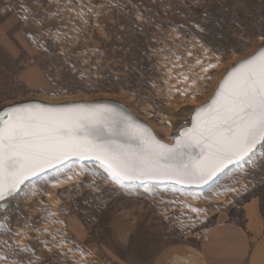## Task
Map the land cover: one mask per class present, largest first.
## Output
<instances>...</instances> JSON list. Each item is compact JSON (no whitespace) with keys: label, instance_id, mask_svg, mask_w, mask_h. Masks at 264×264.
Returning <instances> with one entry per match:
<instances>
[{"label":"rangeland","instance_id":"rangeland-1","mask_svg":"<svg viewBox=\"0 0 264 264\" xmlns=\"http://www.w3.org/2000/svg\"><path fill=\"white\" fill-rule=\"evenodd\" d=\"M34 12L49 18L59 41L48 26L25 22ZM263 46L264 0H0V110L31 100L111 99L174 142L229 68ZM262 162L264 144L204 188L133 182L124 194L102 179L98 161L72 158L25 181L0 208V255L13 259L19 241L40 264H123L116 220L133 215L154 222L158 247L193 241L217 220L244 223L248 215L257 227ZM73 172L85 181L78 188L65 179ZM93 177L98 192L87 186ZM242 186L247 191H227Z\"/></svg>","mask_w":264,"mask_h":264},{"label":"snow or ice","instance_id":"snow-or-ice-1","mask_svg":"<svg viewBox=\"0 0 264 264\" xmlns=\"http://www.w3.org/2000/svg\"><path fill=\"white\" fill-rule=\"evenodd\" d=\"M24 19L41 28L48 26L50 39L60 40L59 30L51 33L49 18L34 12L31 21ZM258 144H264V47L235 62L210 103L195 109L191 127L183 128L171 144L158 139L116 102H18L7 106L0 111V201L11 197L29 177L70 157L94 158L106 173L102 179L113 191L127 194L136 181L205 183L233 161L251 158ZM79 175L73 172L65 179H76L72 187L78 188L85 183ZM87 186L92 192L100 191L95 177ZM241 190L247 191V187L227 189ZM96 207L102 209V203ZM15 234L25 235L22 231ZM131 234V229L127 234L117 230L121 243H128ZM59 245L57 242L52 248ZM30 247L17 241L14 258L0 255V260L4 264H40L39 258L24 255Z\"/></svg>","mask_w":264,"mask_h":264},{"label":"crops","instance_id":"crops-1","mask_svg":"<svg viewBox=\"0 0 264 264\" xmlns=\"http://www.w3.org/2000/svg\"><path fill=\"white\" fill-rule=\"evenodd\" d=\"M261 203V202H260ZM258 202L261 223L254 227L246 221L217 220L203 229L193 241L175 242L158 247L156 226L147 215L116 220L117 229L134 236L123 243V264H264V210ZM148 217V218H147ZM130 219V220H129ZM115 223V222H114ZM160 243V241H159ZM117 245H121L117 240ZM119 247V246H117Z\"/></svg>","mask_w":264,"mask_h":264},{"label":"water","instance_id":"water-1","mask_svg":"<svg viewBox=\"0 0 264 264\" xmlns=\"http://www.w3.org/2000/svg\"><path fill=\"white\" fill-rule=\"evenodd\" d=\"M264 47V46H263ZM262 48V47H261ZM260 48V49H261ZM260 49H258L255 53H257ZM253 55V54H252ZM250 57V56H249ZM248 58V57H247ZM233 66V65H232ZM231 66V67H232ZM231 67L229 68V70L231 69ZM228 70V71H229ZM227 71V72H228ZM227 72H226V74H227ZM226 74L223 76V78H222V80L224 79V77L226 76ZM221 80V81H222ZM221 81H220V83H221ZM219 83V84H220ZM217 90V89H216ZM213 97V96H212ZM85 102H97V103H112V102H116L119 106H120V108L122 109V110H124V111H126V112H129L130 114H132L133 115V117H134V119H138V121L141 123V124H143L145 127H147L154 135H156L155 134V132L153 131V129L151 128V126L148 124V123H146L145 121H143L142 119H140L129 107H127L125 104H123V103H121V102H118V101H115V100H111V99H100V100H94V101H87V100H84ZM210 101H211V99H210ZM210 101L208 102V103H210ZM25 102H32V103H41V102H43V101H40V100H31V101H25ZM43 103H46V104H55V103H47V102H43ZM9 106V105H8ZM7 107V106H6ZM6 107H4V108H2L0 111H3V110H5L6 109ZM195 112V111H194ZM193 115H194V113H193ZM189 127H191V125L189 126ZM180 134H181V132H180ZM157 136V135H156ZM157 138L158 139H160L158 136H157ZM260 144H258L257 145V147L259 146ZM257 147H256V149H257ZM255 149V150H256ZM72 158H80V157H70L69 159H67V160H65V161H63V162H61V163H59V164H54L53 166H51V167H46V168H44V170L43 171H41V172H38L36 175H34V176H31V177H29L27 180H29V179H31V178H34L35 176H37V175H39V174H41V173H43V172H45V171H47V170H50V169H52V168H54V167H56V166H58V165H61V164H63L64 162H66V161H68V160H70V159H72ZM82 159H84V160H95L94 158H82ZM238 161H240V160H238ZM238 161H233V163H231V164H229V165H227L225 168H223L221 171H219L215 176H213L211 179H209L207 182H205V183H177L176 182V180H174V179H167V180H149V181H152V182H157V183H162V182H172V183H177V184H180V185H183V186H187V187H191V188H204V187H206L209 183H211L214 179H216L220 174H222L226 169H228L229 167H231L234 163H236V162H238ZM27 180H25V181H27ZM24 181V182H25ZM136 182H140V181H136ZM144 182H148V181H144ZM22 186V184L20 185V187ZM19 187V188H20ZM19 188L17 189V191L19 190ZM16 191V192H17ZM15 192V193H16ZM14 193V194H15ZM9 198V197H8ZM7 198V199H8ZM6 199V200H7ZM6 200L5 201H0V208L1 209H6L7 208V202H6Z\"/></svg>","mask_w":264,"mask_h":264},{"label":"bare ground","instance_id":"bare-ground-1","mask_svg":"<svg viewBox=\"0 0 264 264\" xmlns=\"http://www.w3.org/2000/svg\"><path fill=\"white\" fill-rule=\"evenodd\" d=\"M163 141L166 142V143H169V144L173 143V142H170V141H167V140H163ZM260 158L261 157L256 158L254 161L251 162V164L255 165L256 163L259 162ZM232 174H234V173H231L230 175H232Z\"/></svg>","mask_w":264,"mask_h":264}]
</instances>
